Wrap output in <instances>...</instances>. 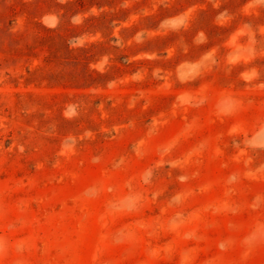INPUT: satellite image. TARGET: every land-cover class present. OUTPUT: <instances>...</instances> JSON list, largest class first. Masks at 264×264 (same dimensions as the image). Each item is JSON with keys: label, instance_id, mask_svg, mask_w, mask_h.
I'll return each instance as SVG.
<instances>
[{"label": "rangeland", "instance_id": "obj_1", "mask_svg": "<svg viewBox=\"0 0 264 264\" xmlns=\"http://www.w3.org/2000/svg\"><path fill=\"white\" fill-rule=\"evenodd\" d=\"M262 168L264 2L0 0V264H264Z\"/></svg>", "mask_w": 264, "mask_h": 264}, {"label": "clouds", "instance_id": "obj_2", "mask_svg": "<svg viewBox=\"0 0 264 264\" xmlns=\"http://www.w3.org/2000/svg\"><path fill=\"white\" fill-rule=\"evenodd\" d=\"M258 2H264V0H258ZM260 170H264V168ZM173 227H175V224H173ZM261 242H264V228H258L246 239V243L249 245H255Z\"/></svg>", "mask_w": 264, "mask_h": 264}]
</instances>
